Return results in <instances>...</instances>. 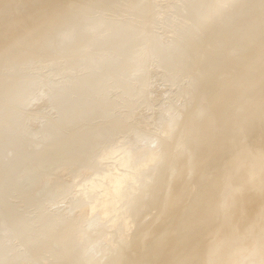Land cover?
Returning a JSON list of instances; mask_svg holds the SVG:
<instances>
[{
    "label": "bare ground",
    "instance_id": "obj_1",
    "mask_svg": "<svg viewBox=\"0 0 264 264\" xmlns=\"http://www.w3.org/2000/svg\"><path fill=\"white\" fill-rule=\"evenodd\" d=\"M97 1L82 5L69 0H15L0 11V26L5 30L0 33V264H32L38 260H27V252L13 253L12 257L1 252L6 241L21 235L28 224L23 211H10L14 205L8 191H14L25 205H35L48 201L50 190L54 192L51 198H55L69 185H73V193L72 202L65 205L66 216L41 218L49 229L64 235L55 244L37 237L33 250L49 255L39 264H220L223 260L235 264L243 246H235L226 255L215 254V244L240 227L247 234L264 230V206L258 207L255 201L264 192L258 184L264 180V0L232 1L220 30H210L215 23L202 19L205 0H189L186 6L190 17L196 24H205L200 29L206 32V40L195 45L186 39L167 49L153 45L152 51L164 69L180 74L192 63L193 47L203 50L210 35L226 51L235 48L241 52L226 58L232 74L212 83V77L224 72L223 60H214L216 56L195 60L194 67H203L209 73L201 77L200 88L193 90L185 102L184 116L155 121L165 142L153 135H123L113 143L108 142L126 127L108 125L77 133L68 130L77 123H92L88 98L74 100L77 92L67 86L56 89L48 84L41 88L23 74L60 50L72 63L77 52L84 51L83 57L89 58L100 53L102 42H109L114 59L105 70L128 88V75L143 69L148 57V30L141 42H136L132 40L136 32L122 35L125 23L108 39L88 44L94 28L100 33L109 30L107 24L98 23L96 11L115 9L121 3L130 5V0H107L97 10ZM67 31L71 35L62 39ZM113 46L116 51L111 50ZM185 47L189 49L185 51ZM15 62L14 72L5 75L7 64ZM97 76H87L79 86L80 92L105 89ZM145 83L138 88L140 92L148 86ZM40 91L45 96L37 99L35 106L41 110L56 99V109L46 122L25 119L21 109L29 107ZM200 93L206 105L196 109L195 95ZM8 102L12 108L5 106ZM126 116L132 117L128 113ZM25 123L39 127L36 136L25 134ZM25 145L28 153L22 151ZM10 152L15 156L7 163L2 158ZM162 155L168 159L163 164L159 163ZM63 167L71 168L72 183L66 181L61 186L47 180L49 174ZM229 181L232 186H251L253 193L228 191L213 207L212 198L220 189H230L226 185ZM226 198L228 207L224 206ZM5 204L9 209L2 208ZM146 207L158 208V216L140 227L138 241L125 242L119 227L124 231L133 227L137 221L134 217ZM229 227V234H224ZM215 232L221 235L200 253ZM155 237H166L168 244L162 247L154 243ZM76 238L80 239L73 243ZM263 242L264 236L255 244ZM55 246L59 250H53Z\"/></svg>",
    "mask_w": 264,
    "mask_h": 264
},
{
    "label": "rangeland",
    "instance_id": "obj_2",
    "mask_svg": "<svg viewBox=\"0 0 264 264\" xmlns=\"http://www.w3.org/2000/svg\"><path fill=\"white\" fill-rule=\"evenodd\" d=\"M15 0H0V11L6 6H11ZM189 0H130V5L121 3L118 8L115 9H105L103 11H96V20L100 24H107L109 30L104 33H100L99 29L94 28L92 30L91 36L87 42L88 44H93L96 40L108 39L113 31L118 30L120 26H124L121 29L123 36L132 35L136 32L132 38L133 41L141 42L144 33L148 30V40L151 44L148 45L150 50L148 57L145 60L144 68L135 70L131 75L127 77L128 88H124L117 80L112 79L110 74L106 72L107 66L114 59L112 51L108 49L107 43L102 42L104 46L100 49V53L97 55L90 56L89 58L83 57L84 51L77 52V55L72 60V63L66 58V53L64 50H60L53 56H49L48 60L43 64L31 65L29 69L23 72L29 81L38 82L40 87L43 88L48 84L52 87L60 89L61 87L67 86L72 89V91L77 92L74 100L78 98H88L90 110L93 111L94 119L90 125L77 123L76 125H71L68 130L72 132H80L84 129H92L99 127H107L108 125H113L114 128L126 127L127 129L117 136L112 137L108 143H113L123 135H139L141 137H151L152 135L159 141L165 142L166 137L163 138L160 134V126L155 125V121L158 119L168 120L173 116H184L185 114V102L188 100L191 92L201 86V77L208 75L209 70L203 67H194L193 63L197 59L207 60L209 57L223 60L224 72L221 75L211 78L212 83H217L223 80V75L230 73L232 67L227 57L232 59L233 57L239 56L241 52L238 49L228 50L223 49L218 46L214 41V38L209 35V44L207 42L204 45V49L200 50V47H193L192 63L189 64L185 72L180 74H175L173 71L167 70L160 64L157 55L152 51L153 45L160 46L163 49L173 48L180 42H184L186 39L190 43L195 45H201L206 40V32L201 30L205 24L199 25L194 23L190 17V10L187 8L186 3ZM232 1L237 0H205L204 11L202 12V19L207 22L212 20L215 24L209 26L210 30L223 29L224 12L228 10V6ZM91 0H69V3H81L86 5ZM107 0H98L97 5L100 10L106 4ZM132 3V4H131ZM0 33H5L4 26H0ZM71 35L70 31L65 32L62 39ZM111 50L116 51L115 46L110 47ZM207 48V50H206ZM189 48L185 47L184 50L187 51ZM26 53H30L28 49H25ZM135 55V54H134ZM134 55H131L134 57ZM57 61V63H54ZM77 64V66L71 64ZM17 62L8 63L6 66L5 75H11ZM226 71V72H225ZM96 74L99 81L104 82L105 89L96 90L94 92H89L84 89L80 92V84L87 79L90 74ZM122 77V75H120ZM146 80L149 82L147 83ZM246 80L245 78L242 79ZM146 82V83H145ZM148 84L144 87L141 92L138 88L141 84ZM138 94V96H136ZM45 96V93L40 91L36 93L33 98V102L27 108L21 109L25 119H41L42 122H46L50 114L56 109V99H52L50 103L44 109L39 110L35 105L37 99ZM197 106L206 105L205 98H203V93L196 94ZM8 108H12L13 104L8 102L5 104ZM20 111V109H19ZM132 116L128 119L126 114ZM27 127H24L25 134L33 138L36 136L39 129L38 126L25 123ZM27 147V145H25ZM23 147L22 151L25 153L26 149ZM30 148V147H29ZM25 149V150H24ZM14 154L12 152L3 156V161L10 163L14 159ZM17 157V155H16ZM15 157V158H16ZM161 164L165 163L168 159L165 155L160 158ZM71 168L63 167L60 172L49 174L48 179L53 183H57L62 186L66 181L68 184L74 181V175L69 170ZM1 183V181H0ZM231 181L226 183L227 187L230 189H220L219 194L212 198L213 207L223 201L225 193L228 191H237L240 193L251 192V186H247L244 183L238 185H231ZM259 186L264 188V180L258 182ZM20 185H24V181L20 182ZM72 189L73 185H69V189L62 193L59 191L55 198H51L54 194L53 191H49L47 196L48 201L40 202L35 205H25L23 199L17 198L14 191L9 190L10 203L14 205L10 209L12 213L20 214L22 213L26 217V222L28 223L26 227L22 229L21 235L14 236L6 241V246L1 249L3 256L12 257L13 253L27 252V260L33 258H38L37 262H32V264L43 263L44 258H48L49 255L35 253L33 250V244L38 239L37 237L43 236L47 238L50 242L55 244L56 241H61L62 232H58L54 228H48V225L41 223V218H48L50 216L60 218L65 217L64 214L65 205H69L72 202ZM226 189V190H225ZM24 195V194H23ZM255 201L258 202L256 205L259 207L264 206V192L258 194V198L255 197ZM229 200L226 198L224 200V206H229ZM2 208L9 209L8 205H2ZM159 210H148V207L140 212L134 217L137 221L131 226L130 229H125V231L119 227L118 233L123 236L124 241L132 242L138 241L140 238L139 229L143 224L152 222L156 216H158ZM70 218V216H68ZM137 222V223H136ZM232 223L230 227H232ZM241 222L239 223V225ZM230 227L224 231V234H229ZM252 229H255V225H251ZM2 234H0V237ZM221 235L219 232H215L210 235V240L203 244L200 249V253L206 247H211L218 236ZM264 236V230L260 232H252L247 234L245 228L240 227L237 232L232 236H227L221 242L215 244L214 253L216 254H226L228 255L230 251L237 245H242L243 248L238 254L239 259L235 264H264V242L260 245L255 244ZM80 238H76L73 243L79 241ZM166 237H155L154 243H159L162 247L168 244L166 242ZM243 242V243H242ZM241 243V244H240ZM158 245V244H157ZM23 247V248H22ZM205 247V248H204ZM70 246L68 247V249ZM59 250V246H55V249ZM213 253V254H214ZM2 255L0 254V257ZM26 260V261H27ZM17 264V263H16ZM44 264H59L55 261L51 263ZM137 264V263H135ZM203 264V263H201ZM220 264H229L226 260H223Z\"/></svg>",
    "mask_w": 264,
    "mask_h": 264
}]
</instances>
